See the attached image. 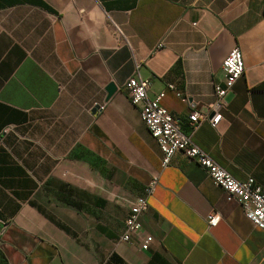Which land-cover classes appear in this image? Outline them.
<instances>
[{
	"label": "crops",
	"instance_id": "obj_1",
	"mask_svg": "<svg viewBox=\"0 0 264 264\" xmlns=\"http://www.w3.org/2000/svg\"><path fill=\"white\" fill-rule=\"evenodd\" d=\"M234 48L244 73L222 119L191 133L189 113L209 111ZM135 74L218 165L264 187V0H0L6 264H264V232L203 169L181 153L161 167L124 89ZM151 177L143 251L120 237L125 200ZM212 212L221 219L208 228Z\"/></svg>",
	"mask_w": 264,
	"mask_h": 264
},
{
	"label": "built area",
	"instance_id": "obj_2",
	"mask_svg": "<svg viewBox=\"0 0 264 264\" xmlns=\"http://www.w3.org/2000/svg\"><path fill=\"white\" fill-rule=\"evenodd\" d=\"M119 34H122L117 28ZM224 81L214 85V103L209 111H192L187 119L191 133L195 132L202 122H209L215 126L222 119V110L227 106L226 97L235 83L244 73L243 57L238 48L232 49L224 59L222 66ZM148 81L138 74L130 77L124 84L129 102L139 109V116L150 136L158 143L161 151V167L169 166L172 157L181 153L188 160L194 162L204 170L213 184L225 193L227 202L236 203L242 210L244 217L264 232V187L250 177L245 181H238L224 168L218 165L204 150L199 148L190 135L181 129L179 118L172 116L161 104L164 92L155 99H149L147 90ZM169 89L173 86L169 85ZM157 186V177H151L144 188L142 196L125 200L127 215L124 220V229L120 237L122 242H128L134 237L140 238V248L147 251L153 242V237L141 234L140 216L147 210V198L152 196ZM221 217L217 212L207 216L208 228L216 227Z\"/></svg>",
	"mask_w": 264,
	"mask_h": 264
},
{
	"label": "water",
	"instance_id": "obj_3",
	"mask_svg": "<svg viewBox=\"0 0 264 264\" xmlns=\"http://www.w3.org/2000/svg\"><path fill=\"white\" fill-rule=\"evenodd\" d=\"M107 97H106V101H108L112 96L113 94L115 93L116 91V87L113 83H110L108 86H107Z\"/></svg>",
	"mask_w": 264,
	"mask_h": 264
},
{
	"label": "trees",
	"instance_id": "obj_4",
	"mask_svg": "<svg viewBox=\"0 0 264 264\" xmlns=\"http://www.w3.org/2000/svg\"><path fill=\"white\" fill-rule=\"evenodd\" d=\"M0 264H6L4 258L0 255Z\"/></svg>",
	"mask_w": 264,
	"mask_h": 264
}]
</instances>
